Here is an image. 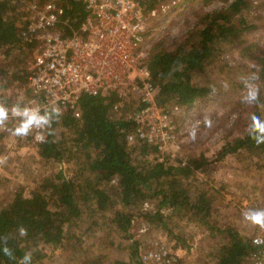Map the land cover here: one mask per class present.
<instances>
[{
    "label": "trees",
    "instance_id": "1",
    "mask_svg": "<svg viewBox=\"0 0 264 264\" xmlns=\"http://www.w3.org/2000/svg\"><path fill=\"white\" fill-rule=\"evenodd\" d=\"M26 1L42 3L48 0H0V56L4 59L0 61V87L25 81L29 71L24 59L29 52L32 54L34 45L23 35ZM55 1L78 28L86 13L82 0ZM144 1L152 7L157 0ZM257 7L253 0H227L205 12L201 26L190 30L172 47H161L159 43L152 45L146 64L157 86V102L167 107L188 106L206 95L211 84L196 82L193 75L203 71L226 46L239 43L244 31L259 23L264 29V17L256 11ZM251 47L252 44L246 46L248 52L243 53L251 60L249 69L258 75L260 81L264 74V44ZM257 86L260 89L259 102L250 106L246 128L236 136L223 139L217 149V159L228 154L264 153V144L257 146L246 131L253 113L264 119L259 106L264 97L261 96L262 85L257 83ZM116 100L117 95L113 92L107 95L82 93L78 102L79 116L64 111L51 129H46L44 142L34 141L31 134L28 136L40 158L56 162L74 156L83 164L80 168L83 177L67 176L61 170L44 175L28 194L18 188L10 200L0 206V237H9L7 246L15 256L10 259L0 250V264H17L29 251L34 262L42 256L38 248L40 243L62 246L67 238L75 236L66 234L64 225L78 226L83 215L92 218L113 205L115 200L124 206H132L146 199L156 200L158 208L139 212H133L131 208L114 210L110 217L112 225L125 233L131 219L139 214L148 222L158 221L166 227L164 214L159 209L173 208L186 219L201 222L209 231L220 233L221 239L212 250V264H246V256L253 247L250 236L235 226L212 223L213 198L209 189L189 180L194 169L206 161L205 157L201 154L185 163L182 159H172L170 154H164L162 159L155 155L141 158L142 154L155 151V147L144 141L129 144L127 134L133 129L134 122L122 111L114 109ZM130 108L125 105L123 110ZM16 123L10 118L6 131ZM58 126L66 129L60 137L56 135ZM114 178L115 184L106 187ZM94 221L88 222L90 226ZM20 226L27 229L26 237L18 235ZM168 232L179 244L186 245L179 232L170 228ZM2 247L3 241L0 240ZM138 247L139 241H129L128 258H115L109 264H144L139 259ZM82 264H101V260L94 255L85 258Z\"/></svg>",
    "mask_w": 264,
    "mask_h": 264
},
{
    "label": "rangeland",
    "instance_id": "2",
    "mask_svg": "<svg viewBox=\"0 0 264 264\" xmlns=\"http://www.w3.org/2000/svg\"><path fill=\"white\" fill-rule=\"evenodd\" d=\"M253 1L258 4L256 11L264 17V0ZM226 2L227 0H187L184 7L177 8L168 25L151 40L150 45L159 43L161 47H172L184 39L190 30L201 26L205 12ZM249 44H252V49L256 44H264V29L260 23L244 31L239 43L226 46L203 71L193 75L194 81L211 84V88L206 95L178 113L181 142L175 150L176 153L170 156L175 160L188 161L202 154L206 161L194 169L189 180L209 189L213 198L211 222L218 226H235L251 236L256 232L264 233V230L245 222L242 212L250 208L264 209V153L248 156L242 153L228 154L221 159L216 158L218 146L223 139L236 136L246 128L250 106L243 104L241 97L245 92L243 80L253 74L249 69L251 60L243 53L248 52L246 46ZM31 58L32 54L29 52L24 59L25 67L30 64ZM0 61H4L1 56ZM24 82L0 87V100L8 107L21 102ZM255 83L262 85L261 96H264V74L262 80ZM213 87L215 92L212 91ZM259 106L264 117V97L261 98ZM205 117L211 118V128L205 127ZM197 122V137L192 141L188 134ZM65 130L58 126L56 135L60 137ZM32 144L28 137H14L6 128H0V159L6 161L0 164V206L10 200L18 188L28 194L44 175L61 170L67 176L78 179L83 177L80 171L83 164L78 163L74 156L64 157L56 162L47 161L36 154ZM154 155L159 154L151 151L140 157L146 159ZM110 183L115 184L109 182L106 187L111 185ZM144 201L149 202L150 207L145 209ZM130 208L133 212L155 211L158 206L154 199H146L132 206H124L115 200L113 205L97 212L92 218L83 215V221L78 226L64 225L65 233H73L77 239L75 236L67 238L62 246L40 243L38 248L42 256L32 264H82L85 258H93L94 255L100 257L101 264H109L115 258L127 259L128 242L131 241L130 225L125 233H121L112 225L110 217L114 210ZM159 210L164 214L167 226L158 221L148 222L152 229L145 238L160 233L174 242V248H177L188 263L212 264V250L221 239L220 233L209 231L201 222L186 219L173 208L160 207ZM136 215L137 219L144 218ZM93 220L95 221L90 226ZM169 228L179 232L186 240V245L179 244L174 235L168 232Z\"/></svg>",
    "mask_w": 264,
    "mask_h": 264
},
{
    "label": "built area",
    "instance_id": "3",
    "mask_svg": "<svg viewBox=\"0 0 264 264\" xmlns=\"http://www.w3.org/2000/svg\"><path fill=\"white\" fill-rule=\"evenodd\" d=\"M82 3L86 13L75 28L71 17L55 0L24 2L23 35L34 47L21 104L42 109L54 105L62 113L68 110L79 116L82 93L113 92L117 95L114 109L134 122L127 134L129 144L147 142L155 147L159 159L164 154L174 155L181 142L177 115L188 106L167 107L157 102V86L146 57L151 40L187 0H157L152 7L144 0ZM125 105L131 108L123 110ZM37 131L31 134L34 141ZM115 181L116 178L112 179ZM143 207H150L149 202L144 201ZM151 229L145 218L131 219L130 239L139 241L138 256L144 264H190L167 237L158 233L145 238ZM256 238L264 239V233L250 236L253 247L246 256V264H264V244H253Z\"/></svg>",
    "mask_w": 264,
    "mask_h": 264
},
{
    "label": "clouds",
    "instance_id": "4",
    "mask_svg": "<svg viewBox=\"0 0 264 264\" xmlns=\"http://www.w3.org/2000/svg\"><path fill=\"white\" fill-rule=\"evenodd\" d=\"M258 79V75L253 73L243 80L245 87V92L241 97V102L243 104L251 106L259 102L260 89L255 83ZM225 88H227V84H225ZM212 91L215 92L214 87L212 88ZM61 115V109L54 105L42 109L39 106L17 103L8 107L2 100H0V128H6L7 122L10 118L15 119L17 121L16 125L7 129L14 137L25 138L32 134L33 130H39L36 133L35 139L39 142H44L45 135L43 134V130H50L53 122L58 121ZM203 123L205 127L208 128L213 126L210 117H205ZM198 127L199 122L191 128L188 134L190 140H196ZM246 131L257 146L264 144V119H261L258 115L253 113L250 116V123L248 124ZM5 162V160L0 159V164ZM242 218L250 225L264 230V209H247L242 212ZM17 232L22 238L26 237L28 234L27 229L24 226H20L17 229ZM8 239L9 237L7 236L0 237V240L3 241V247L0 248V250L3 251L5 256H8L10 259H15L13 251L7 246ZM253 244L257 246L264 244V239L256 238L253 240ZM17 264H32V253L30 251L26 252Z\"/></svg>",
    "mask_w": 264,
    "mask_h": 264
}]
</instances>
